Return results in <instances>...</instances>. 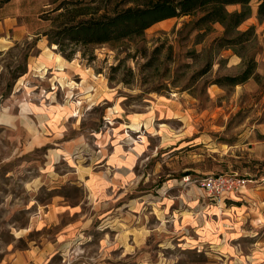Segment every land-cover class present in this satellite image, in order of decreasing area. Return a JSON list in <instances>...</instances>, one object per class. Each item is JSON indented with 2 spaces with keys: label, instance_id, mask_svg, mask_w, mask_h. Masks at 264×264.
Here are the masks:
<instances>
[{
  "label": "rangeland",
  "instance_id": "rangeland-1",
  "mask_svg": "<svg viewBox=\"0 0 264 264\" xmlns=\"http://www.w3.org/2000/svg\"><path fill=\"white\" fill-rule=\"evenodd\" d=\"M153 1L0 0L24 25L0 27V264H264L259 0L237 44L203 10L104 43L60 33ZM220 174L245 181L203 186Z\"/></svg>",
  "mask_w": 264,
  "mask_h": 264
},
{
  "label": "trees",
  "instance_id": "trees-1",
  "mask_svg": "<svg viewBox=\"0 0 264 264\" xmlns=\"http://www.w3.org/2000/svg\"><path fill=\"white\" fill-rule=\"evenodd\" d=\"M252 0H155L146 6L128 7L115 15L91 18L64 26L60 33L69 41L82 43H104L115 39L140 35L147 28L170 17L193 14L197 10H203L204 15L199 19L200 23L220 22L226 26L228 32H237L235 39H226L223 44H237L245 40L251 34V29L238 31V26L252 15ZM240 4L241 9L233 12L227 10L228 5ZM258 17H264V0H259ZM58 44L64 53L62 42ZM68 59L72 53L65 54ZM250 72L242 77L227 76L218 81L223 84H238L246 80Z\"/></svg>",
  "mask_w": 264,
  "mask_h": 264
},
{
  "label": "built area",
  "instance_id": "built-area-1",
  "mask_svg": "<svg viewBox=\"0 0 264 264\" xmlns=\"http://www.w3.org/2000/svg\"><path fill=\"white\" fill-rule=\"evenodd\" d=\"M244 181V179H235L220 174L204 179L203 186L206 187L209 191L221 195L222 193L232 190L233 187L238 186L239 183Z\"/></svg>",
  "mask_w": 264,
  "mask_h": 264
},
{
  "label": "crops",
  "instance_id": "crops-1",
  "mask_svg": "<svg viewBox=\"0 0 264 264\" xmlns=\"http://www.w3.org/2000/svg\"><path fill=\"white\" fill-rule=\"evenodd\" d=\"M16 22V21H15ZM14 21L13 22H11V21H9V20H4V21H2L0 24V27H3L2 28V30H5V27H8V26H10V25H13V26H16L18 29H22L23 27H24V25L23 24H21V22L19 23V22H16L15 23ZM16 24V25H15Z\"/></svg>",
  "mask_w": 264,
  "mask_h": 264
},
{
  "label": "bare ground",
  "instance_id": "bare-ground-1",
  "mask_svg": "<svg viewBox=\"0 0 264 264\" xmlns=\"http://www.w3.org/2000/svg\"><path fill=\"white\" fill-rule=\"evenodd\" d=\"M55 47V46H54Z\"/></svg>",
  "mask_w": 264,
  "mask_h": 264
}]
</instances>
